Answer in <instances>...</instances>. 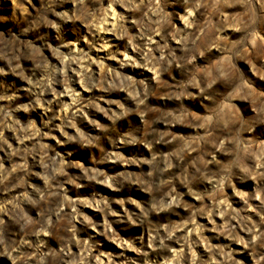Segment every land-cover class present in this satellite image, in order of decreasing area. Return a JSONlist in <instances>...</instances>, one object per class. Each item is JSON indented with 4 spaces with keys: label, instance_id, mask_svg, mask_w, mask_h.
Wrapping results in <instances>:
<instances>
[{
    "label": "clouds",
    "instance_id": "9594fccd",
    "mask_svg": "<svg viewBox=\"0 0 264 264\" xmlns=\"http://www.w3.org/2000/svg\"><path fill=\"white\" fill-rule=\"evenodd\" d=\"M0 264H264V0H0Z\"/></svg>",
    "mask_w": 264,
    "mask_h": 264
}]
</instances>
